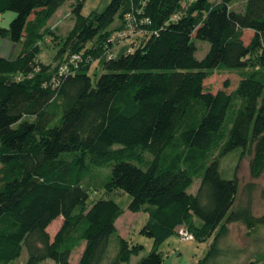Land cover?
Segmentation results:
<instances>
[{
    "label": "trees",
    "instance_id": "1",
    "mask_svg": "<svg viewBox=\"0 0 264 264\" xmlns=\"http://www.w3.org/2000/svg\"><path fill=\"white\" fill-rule=\"evenodd\" d=\"M236 1L111 0L84 15L85 0H0V16L16 13L0 36L21 43L17 57L0 56V264L25 247L26 264H71L80 247L77 264H102L114 235L119 250L110 264H131L145 246L119 233L118 202L89 205L81 182L92 167L110 168L99 186L129 193L128 209L146 214L140 233L154 247L135 264H163L161 244L180 227L215 243L228 223L264 224L250 205L237 207L239 179L221 171V158L239 151L251 154L253 177L264 173V0H246L238 11ZM67 2L74 25L53 66L43 44L56 43L50 20ZM130 19L140 47L108 55L94 83L91 66L131 39L111 41L129 31ZM197 40L210 43L202 59ZM216 70L239 73L234 89L229 81L206 88Z\"/></svg>",
    "mask_w": 264,
    "mask_h": 264
},
{
    "label": "rangeland",
    "instance_id": "2",
    "mask_svg": "<svg viewBox=\"0 0 264 264\" xmlns=\"http://www.w3.org/2000/svg\"><path fill=\"white\" fill-rule=\"evenodd\" d=\"M111 0H85L83 8V14L89 15L92 11H103ZM220 1V0H212ZM246 0H239L231 5L232 9L243 10ZM16 16L15 12L8 11L0 17V25L8 27L12 19ZM75 17L71 11L70 2H67L57 14L50 21V28L55 35H48L49 39L56 41L55 44L50 42V46L46 47L43 44L42 58L45 62L51 63L53 66L59 64L57 56L58 50L62 46L63 40L67 37L74 25ZM120 24L117 18L113 27ZM57 36V37H56ZM131 39H137L133 46L130 41H123L116 47H114L107 55L98 59L90 70V76L93 82L96 83L98 77L104 72L103 61L108 55L113 54L115 57L120 56L124 51L131 48L136 50L140 47V41L143 40L137 35H131ZM250 35L246 36L248 42ZM53 41V42H54ZM198 46L197 56L202 59L208 49L210 43L208 41L197 40ZM21 46V45H20ZM67 55V54H65ZM240 79V75L237 71L233 70H216L213 75L208 77L205 81L207 89L214 92L223 88L226 81L231 83V89H234L237 82ZM140 152V153H139ZM145 161L150 160L151 156L142 151H137ZM219 152L214 153L217 156ZM251 154L245 153L242 157L238 152L234 151L228 153L221 158V171L225 178L238 177L240 182V191L237 199V207H246L248 205L252 208V213L256 217L264 215V173L255 178L251 175L250 171ZM135 164L146 168V165L141 164L139 161L134 160ZM92 167L90 171L82 172L81 184L89 188L90 199L89 205L91 206L95 201L105 198L113 199L118 202L125 212L119 218L117 224L119 233L133 243H141L145 246L144 250L139 254L132 257L131 264H135L143 256L152 251L154 247L153 239L140 233L141 228L144 226L147 217L145 212H132L128 209V205L132 200V196L120 189L107 191L105 188L99 185L104 182V179L110 168L106 167ZM201 179L196 178L194 184L189 188L191 193H195L200 186ZM62 218L55 220L49 228V232L53 237L60 227ZM118 236L114 235L111 239L108 255L102 264H110L111 260L116 256L119 250ZM163 255V264H201L200 259L204 258L210 249L208 258L202 264H249L251 261H259L260 264H264V224L256 225L255 227H248L244 221H237L228 223L220 237L219 241L214 243V239H208L206 241H198L196 239L183 240L178 231L172 234L160 247ZM83 247L78 248L72 256L71 264H77L78 258L81 255ZM28 259V250L25 247L22 255L10 264H26ZM48 264H56L54 261H47Z\"/></svg>",
    "mask_w": 264,
    "mask_h": 264
},
{
    "label": "built area",
    "instance_id": "3",
    "mask_svg": "<svg viewBox=\"0 0 264 264\" xmlns=\"http://www.w3.org/2000/svg\"><path fill=\"white\" fill-rule=\"evenodd\" d=\"M129 24H131V25H130V27H129L130 29H129L128 32L124 33V31H123V32H119V33H117V34H114V35L112 36V38H111V41H112V42H113V41H118V40L122 41V40H125V39L127 38V36H130V37H131V35H136L137 31H136V28H135V26H134L135 22H133V21L130 19ZM128 51H131V48H129ZM79 60H80V55H74L73 58H72V63H76V62H78ZM61 73H62V74H67V73H69V68H68V66H63V67H61ZM178 233L180 234V236H181V238H182L183 240H187V239H195L194 234H193L191 231H189L188 229L184 228V227H180V228L178 229Z\"/></svg>",
    "mask_w": 264,
    "mask_h": 264
},
{
    "label": "crops",
    "instance_id": "4",
    "mask_svg": "<svg viewBox=\"0 0 264 264\" xmlns=\"http://www.w3.org/2000/svg\"><path fill=\"white\" fill-rule=\"evenodd\" d=\"M0 17H2V16H0ZM20 45H21V43H14L9 38L0 36V56L6 57V58L17 57L18 54L20 53V50H21Z\"/></svg>",
    "mask_w": 264,
    "mask_h": 264
}]
</instances>
